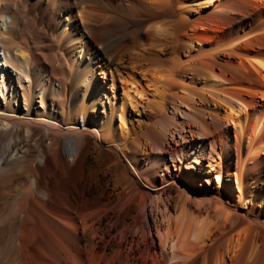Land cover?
I'll return each instance as SVG.
<instances>
[{"label":"bare ground","instance_id":"6f19581e","mask_svg":"<svg viewBox=\"0 0 264 264\" xmlns=\"http://www.w3.org/2000/svg\"><path fill=\"white\" fill-rule=\"evenodd\" d=\"M34 24L74 83L0 104L11 264H264V0H0L2 72Z\"/></svg>","mask_w":264,"mask_h":264},{"label":"rangeland","instance_id":"374dc122","mask_svg":"<svg viewBox=\"0 0 264 264\" xmlns=\"http://www.w3.org/2000/svg\"><path fill=\"white\" fill-rule=\"evenodd\" d=\"M95 2L92 3L97 5ZM20 42H24V46L15 47ZM8 47L14 55L13 61L8 63L19 66V68L16 67L17 70L12 73L0 70V104L10 103L25 112L26 95L29 94L32 99L34 98L32 108L34 114L45 113V110L53 111L55 106L51 93L47 91L45 74H42L41 67L49 66L58 81L51 88L56 98L65 99L64 85L66 83L73 85L74 83L73 76L65 67V52L57 44L54 35L46 29L44 24L38 26L34 24L30 27L29 32L12 31ZM59 81L61 86L58 85ZM74 97L76 96L74 95ZM43 101H46V108L43 106ZM44 139L46 142L48 141V137ZM38 157L41 158L42 154L38 153ZM12 167L13 165L0 169V264H11L20 260L21 252L17 247L19 242L17 238L21 239L27 230L33 234L36 239L35 243H38V239H40L39 235L36 236L38 227L26 225L16 219L15 209L23 200L21 193L16 192V182L11 179L18 172L22 173V170H13ZM78 180V178L68 176L66 183L71 185ZM22 227H24L23 230ZM25 228L28 229L25 231Z\"/></svg>","mask_w":264,"mask_h":264}]
</instances>
